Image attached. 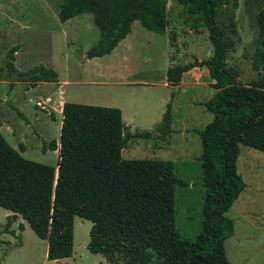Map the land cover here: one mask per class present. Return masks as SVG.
Returning <instances> with one entry per match:
<instances>
[{"label":"trees","instance_id":"obj_1","mask_svg":"<svg viewBox=\"0 0 264 264\" xmlns=\"http://www.w3.org/2000/svg\"><path fill=\"white\" fill-rule=\"evenodd\" d=\"M167 1L61 0L59 20L92 15L99 31V39L85 52L92 59L110 54L135 21L148 31L163 33L168 26ZM179 1L198 13L207 30L211 53L201 64L215 90L203 103L212 120L194 130L201 143L198 160L204 188L200 232L190 240L176 227L175 186L188 183L176 176L172 161L121 155L130 140L170 132L173 93L152 132L132 133L119 108L64 102L58 141L42 145L43 152L58 151L56 167L24 158L0 132V207L11 212L5 229L14 234L8 229L21 217L47 242V260L72 256L73 219L78 216L91 222L87 250L109 262L122 256L129 264H232L224 240L233 235L234 224L225 213L246 188L236 170L239 145L264 153V74L242 85L225 67L232 41L224 37L218 13L223 4L235 10L238 0ZM256 2L255 18L263 36L264 4ZM17 49L13 46L6 54L8 76L14 74L32 87L57 81L58 73L43 65L17 70ZM192 66H169V85H178ZM20 150L24 151L22 145ZM23 229L18 224V230Z\"/></svg>","mask_w":264,"mask_h":264},{"label":"rangeland","instance_id":"obj_2","mask_svg":"<svg viewBox=\"0 0 264 264\" xmlns=\"http://www.w3.org/2000/svg\"><path fill=\"white\" fill-rule=\"evenodd\" d=\"M256 1L238 0L235 10L231 4H223L218 13L223 35L232 41L225 55V67L235 83L242 85L264 74V35L260 36L258 32ZM60 3L61 0H0V99H5L0 105L2 135L15 149H18L17 143L24 144L25 151L21 154L24 158L54 167L58 153L43 152L42 145L58 141L62 119L60 116L53 119L49 113L36 110L33 103L27 101L33 100L34 95L50 93L51 89L41 86L25 98L24 85H17L21 81L16 75L8 76L5 61L9 49L18 46L14 66L19 71L43 65L55 70L61 80L69 75V69L81 72L80 67L77 69L78 61L84 60V50L99 39V31L90 13L60 22ZM167 20L168 26L163 33L148 31L139 21L133 22L126 38L130 43L126 54L120 56L119 52L116 56L93 59L84 69V75L89 78L95 73H103L105 79L122 76L123 79L153 83L150 86L62 88L67 97L69 92L81 95L74 98V103L120 105L123 119L130 125L132 133L152 132L174 94L170 132H153L147 138L130 140L121 155L125 159L172 161L176 176L188 183L185 187L175 186L176 227L182 238L193 240L200 232L204 197L198 160L201 143L194 130L203 129L213 118L203 103L215 90L201 64L210 55L211 47L198 13L190 12L188 5L179 0H168ZM124 62L128 66L122 69ZM171 63L193 65L177 88H166L162 84ZM236 170L243 177L246 188L225 213L234 224L233 235L224 240L225 255L232 264H264V153L239 145ZM4 213L0 207V264L58 263L47 260V242L38 238L29 226L22 235L18 226L16 235L4 233L8 232ZM90 227V221L74 216L73 253L60 260L61 263L129 264L122 256L109 262L101 254L90 253L86 248Z\"/></svg>","mask_w":264,"mask_h":264},{"label":"crops","instance_id":"obj_3","mask_svg":"<svg viewBox=\"0 0 264 264\" xmlns=\"http://www.w3.org/2000/svg\"><path fill=\"white\" fill-rule=\"evenodd\" d=\"M126 38H127V36L117 44V46L114 48V50L110 54H107V55H104V56H108V57L111 56V55L116 56L119 52H120L119 53L120 56L122 54H126V52L130 48V43L126 42V40H127ZM87 50L88 49L84 50V60L78 61L79 65H78L77 69L80 67L81 68V72H79V71L78 72H73V71H70V69H69V75L66 78H64V80H61L60 77H59V74H58L56 82H38L33 87L29 86L27 82H23V81L17 82L18 83L17 85H20V84L24 85L23 88H22L23 96L26 98V96L28 95V93L30 91L36 90L37 88H40L41 86L42 87H50V89H51L50 93H46V94H44L42 96L39 95V94L38 95H34L33 96V98H34L33 100H32V98L31 99L29 98L27 101L33 103L34 108L36 110H40V111H43L45 113H49V115L53 119H56V117H58V116H60L61 119H62V106H63V103L64 102H74V100H75L74 98H76L78 96H81V95L76 94L75 92H69V95L67 97L66 96V91L62 88V86H96V85H103V86H138V85L150 86L151 84H153L151 82L142 81V80L123 79L122 76H117V78H113L112 76H107L109 78L105 79V75H103V73H100V74L95 73L92 76L93 78H89L88 76H85L84 75V73H85L84 69H85L86 65H88L90 63V61H92L93 59H101L102 57H104V56H102V57H95V58H92V59H87L85 57V52ZM18 52H19V47H18L17 51L15 52V56H16V53H18ZM179 65H182V64H174V65L172 64V66H179ZM127 66H128V63L124 62V65H123L122 69H125ZM197 66H199V64H197ZM121 67H122V65H121ZM122 69H120V70L123 72ZM186 73H188V71H186L183 74L182 80H181V82L178 85H176V86L169 85V82H168L167 77H166V79L162 83L163 86L166 87V88H169V87H172V88L180 87L182 85V83H183V78L186 75ZM68 77H69V79H68ZM210 83H211V81H210ZM16 86H14V87H16ZM87 98L89 99V97H87ZM24 100H26V99H24ZM38 100H40L41 102L45 103V108L44 109H42L39 106L35 105V102L38 101ZM4 102H5V99H0V105L4 104ZM118 107L121 110L122 118H124V113H123L122 107L120 105L116 106V108H118ZM13 108H17V107L13 106ZM18 111H19V113L21 112L19 109H18ZM188 112L189 111H187V113ZM20 114L23 115L22 113H20ZM174 114H175V106H174ZM123 121H124L125 125L128 126V122L125 121L124 119H123ZM128 127L130 128V125ZM1 129H2V125L0 124V132L2 134V130ZM21 145L24 147V151H25L24 144L17 143V148L18 149H16V150L20 154H22L24 152V151L20 150V146ZM55 152L58 153L57 150H55ZM9 214H11V212H8V211L5 210L4 215L7 216ZM18 224H22L23 227H24L23 231H21V235H22V233L27 230L28 224L21 217H18L10 225L8 230L13 231L14 235H16L17 234L16 226H18ZM4 233H8V232H4ZM60 260H62V259H60ZM60 260L58 262H60ZM55 263H57V262H55Z\"/></svg>","mask_w":264,"mask_h":264},{"label":"built area","instance_id":"obj_4","mask_svg":"<svg viewBox=\"0 0 264 264\" xmlns=\"http://www.w3.org/2000/svg\"><path fill=\"white\" fill-rule=\"evenodd\" d=\"M35 105H36V106H39V107L42 108V109L45 108V103H44V102H41L40 100L36 101V102H35Z\"/></svg>","mask_w":264,"mask_h":264}]
</instances>
